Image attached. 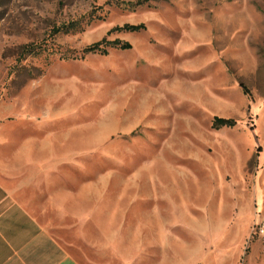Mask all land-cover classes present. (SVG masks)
<instances>
[{"label":"rangeland","instance_id":"374dc122","mask_svg":"<svg viewBox=\"0 0 264 264\" xmlns=\"http://www.w3.org/2000/svg\"><path fill=\"white\" fill-rule=\"evenodd\" d=\"M105 1L0 0V157L63 143L61 160L127 180L169 229L152 264H264V0ZM125 22L144 27L107 33ZM103 36L131 47L81 56ZM43 41L77 57L23 51Z\"/></svg>","mask_w":264,"mask_h":264},{"label":"crops","instance_id":"0c3cea01","mask_svg":"<svg viewBox=\"0 0 264 264\" xmlns=\"http://www.w3.org/2000/svg\"><path fill=\"white\" fill-rule=\"evenodd\" d=\"M60 146L22 147L19 161L11 149L8 159L0 157V264H83L71 247L122 264H152L169 229L151 217L144 223L143 199L128 194L127 180H113L106 168L87 172L94 163L61 160L70 148Z\"/></svg>","mask_w":264,"mask_h":264},{"label":"trees","instance_id":"16d2710c","mask_svg":"<svg viewBox=\"0 0 264 264\" xmlns=\"http://www.w3.org/2000/svg\"><path fill=\"white\" fill-rule=\"evenodd\" d=\"M115 2V3H122L124 7L133 9L134 7L142 4L144 0H134V1H124V0H106L105 3H110V2ZM79 25V21L72 19L68 20L66 22H63L52 29V33H58V32H70L75 29H77ZM144 27V24L142 22L139 23H130V22H125L120 25H113L107 30V33L112 32L113 30H129V31H135L142 29ZM112 46V47H118V48H129L131 47V43L128 40H123L120 38H113V39H107L106 36H103L102 38L95 40L87 45H85L82 49V55H85L87 53H93V52H98L101 54H106L107 53V46ZM43 50H46L48 52L54 53V52H60L59 56L64 57V58H69V57H77L76 54L73 53L72 49L65 48V49H56L54 47H51L46 41H43V43H27L23 46V51L26 53H31V52H41ZM245 91H247L245 89ZM236 123V119L233 117H223V116H217L214 115L213 120H212V126L213 127H220V126H232Z\"/></svg>","mask_w":264,"mask_h":264},{"label":"built area","instance_id":"2783aa9c","mask_svg":"<svg viewBox=\"0 0 264 264\" xmlns=\"http://www.w3.org/2000/svg\"><path fill=\"white\" fill-rule=\"evenodd\" d=\"M261 229H264V220L261 222Z\"/></svg>","mask_w":264,"mask_h":264}]
</instances>
